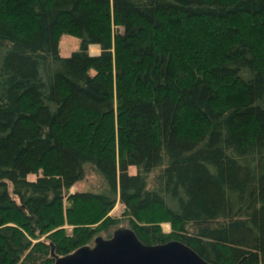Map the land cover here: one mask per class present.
<instances>
[{"label":"trees","instance_id":"1","mask_svg":"<svg viewBox=\"0 0 264 264\" xmlns=\"http://www.w3.org/2000/svg\"><path fill=\"white\" fill-rule=\"evenodd\" d=\"M122 222L264 264V0H0V264Z\"/></svg>","mask_w":264,"mask_h":264},{"label":"water","instance_id":"2","mask_svg":"<svg viewBox=\"0 0 264 264\" xmlns=\"http://www.w3.org/2000/svg\"><path fill=\"white\" fill-rule=\"evenodd\" d=\"M120 28L117 27V32ZM93 44H90L91 46ZM54 264H214L179 239L143 242L130 226L116 227L110 236L97 235L93 242L55 257Z\"/></svg>","mask_w":264,"mask_h":264},{"label":"rangeland","instance_id":"3","mask_svg":"<svg viewBox=\"0 0 264 264\" xmlns=\"http://www.w3.org/2000/svg\"><path fill=\"white\" fill-rule=\"evenodd\" d=\"M114 29L116 30L117 26L114 25ZM79 44H80V39L75 35L62 34V36L59 39V48L61 53H63L64 55L71 54L73 50L79 47ZM89 51L91 54H99L101 52V47L98 44H93L89 46ZM30 177L35 178L36 175L33 174L30 175ZM98 184H99V177L97 176V174H95L93 170L87 169L85 176L81 180L77 181L74 185H72L69 191L74 192V191L94 190L98 187ZM121 210H122V205L118 203L111 211V214L118 215L121 213ZM118 226H129V225H127V223L125 222H122ZM115 228H113L110 232L112 233ZM162 228L165 232H169L171 229L170 224L168 222H164L162 224ZM102 234L104 236H107V232H103Z\"/></svg>","mask_w":264,"mask_h":264}]
</instances>
